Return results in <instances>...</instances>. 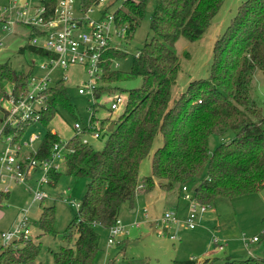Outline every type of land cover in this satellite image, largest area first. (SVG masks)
Here are the masks:
<instances>
[{
  "label": "trees",
  "instance_id": "obj_1",
  "mask_svg": "<svg viewBox=\"0 0 264 264\" xmlns=\"http://www.w3.org/2000/svg\"><path fill=\"white\" fill-rule=\"evenodd\" d=\"M96 1L83 0V5L87 7ZM223 1L155 0L150 16L152 36L133 56L126 77L123 72L111 69L113 59L126 53L114 48L103 53V73L95 98L104 93L114 94L117 87L112 84L127 77L139 78L140 85L126 90V104L116 119L101 121L100 127L105 121L113 125L99 137L105 136L101 149L82 144L78 136L67 139L66 147L71 151L63 154L65 173L84 176L88 182L77 213L64 230L62 238L66 245L52 253L53 264H96L100 252L98 228L111 226L118 219L121 204H132L139 191L149 192L156 185L166 192L181 191L183 185L195 182L204 168L206 175L193 191L201 204L210 205L218 197L233 198L264 189V113L249 95L255 71L260 70L264 76V0H244L238 5L213 43L208 76L190 81L182 93L172 96L179 70L174 43L180 36L188 41L198 40ZM42 2L44 16L51 17L57 0ZM146 2L124 0L113 12L115 26L123 28L127 38L139 26ZM24 50L49 55L30 44L20 49ZM29 75L30 70L17 72L8 63L1 64L0 99L8 95L6 84L11 86L14 98L25 93ZM44 94L45 107L37 113V122L47 127L59 106L73 114L61 80ZM1 111L0 103V114ZM83 131L88 132L89 128L84 126ZM22 133L18 132L16 139ZM228 133L232 136L209 151L211 136L223 137ZM158 134L162 136V144L151 156L150 174L140 181V163ZM58 141L59 136L47 129L31 156L48 157L51 146ZM59 175L50 172L49 184L54 186ZM7 197L8 193H0V205ZM42 202L39 236L54 234V206ZM39 251L40 243L30 238L16 240L0 247V264H36ZM169 264L197 262L189 258ZM221 264H264V258L226 257Z\"/></svg>",
  "mask_w": 264,
  "mask_h": 264
},
{
  "label": "rangeland",
  "instance_id": "obj_2",
  "mask_svg": "<svg viewBox=\"0 0 264 264\" xmlns=\"http://www.w3.org/2000/svg\"><path fill=\"white\" fill-rule=\"evenodd\" d=\"M0 0V65L8 63L15 71H29L33 77L41 78L46 70L39 69L44 62L38 54L28 50L20 51L27 44L31 45L35 36L32 28L24 25V17L19 13L28 12L33 14V5L37 0ZM124 0H103L102 9L106 7L107 13H113L120 8ZM244 0H224L215 16L212 18L208 28L196 41H188L180 36L173 45V51L178 59L179 70L176 74V84L172 96L182 93L187 84L195 79L208 76L212 61V47L214 41L224 31L230 19L236 13L238 5ZM155 7V0H147L143 17L139 26L135 29L131 38H127L124 30L120 35H114L111 44L126 55L114 58L111 69L121 71L126 77L130 69L133 56L142 48L144 42L152 36L150 30V16ZM74 10L78 8V0H74ZM3 21L10 22L8 28H3ZM39 39V38H38ZM42 39H39L41 42ZM83 69L80 66H70L65 71L55 69L51 72L49 86L61 80L66 89L69 102L73 108V114L64 107H58V113L50 121L47 127L39 122L29 124L21 135V140L36 135L33 143L23 147L21 153L27 155L34 153L43 141L47 129L56 133L62 140L72 136V125L78 121L83 127L87 126L90 118L94 125L100 127L101 121L106 118L114 120L122 112L123 107L117 110L110 109L112 95L120 94L126 96V90L140 85L139 78L127 77L112 84L117 87L114 94L104 93L94 100L89 95L79 94L77 88L84 78ZM101 84V83H100ZM7 94L11 86L6 84ZM250 98L261 108L264 113V76L260 70H256L250 85ZM126 104V103H125ZM102 134H106L109 122H102ZM228 133L223 137L211 136L208 148L212 151L215 146L231 137ZM89 144L95 150L102 148L105 136L93 139L85 135ZM162 136L154 137L150 152L145 156L139 167V179L150 174V161L154 150L161 146ZM0 143V151L3 148ZM60 175L55 183H45L41 190L47 194L48 199L43 200L44 205L53 204V227L55 233L40 235L39 214L40 201H32L31 194L37 188V179L41 177L40 168L31 170L26 175V182H7L8 197L0 205V232L13 227L22 215L26 217L29 238L34 243H40V251L36 264H53L52 253L59 250L60 246L66 245L62 238L64 230L76 215L77 209L70 202L80 203L87 186V178L65 173V166L60 162ZM206 175L205 168L198 174L196 181L188 184V191L193 192L197 183ZM141 189V188H140ZM176 192L160 191L152 189L149 192L139 191L136 193L132 204L124 202L121 204L118 220L123 224L131 222L139 223V227L130 228L125 237H121L114 244L108 245V231L106 228H98L99 248L96 264H169L173 260H186L190 256L195 258L197 264H221L226 257H245L247 255L264 258V189L259 192L242 195L233 198L218 197L200 214L199 224L191 229L185 224L164 223L155 224L164 211L173 212L181 221L179 214L186 213L182 209L186 200L181 196L178 213L174 211ZM66 200L67 202H63ZM182 200V201H181ZM184 211V212H183ZM173 234L175 239H170ZM253 236H259V241L249 243L248 248L243 245V240L248 241ZM218 239L223 244L219 250L212 243V238ZM1 243V239H0ZM2 245H0L1 247ZM249 250V252H248ZM208 259V260H206Z\"/></svg>",
  "mask_w": 264,
  "mask_h": 264
},
{
  "label": "built area",
  "instance_id": "obj_3",
  "mask_svg": "<svg viewBox=\"0 0 264 264\" xmlns=\"http://www.w3.org/2000/svg\"><path fill=\"white\" fill-rule=\"evenodd\" d=\"M44 0H37V4L33 5V14L22 11L20 16L24 17V24L29 25L38 34L37 38H33L31 45L39 47L49 55L41 56L43 61L39 65V69L46 70V74L41 78L33 77L30 73L27 80V90L16 98L8 93L6 98L0 99V143L4 146L0 151V193H8L9 181L20 183L26 182V175L29 171L40 168L42 175L37 179V188L31 194L32 201H42L48 199L47 194L40 188L43 184L49 183V173L58 172L60 162H63V154L71 151L66 147L67 140L59 138L50 149V155L43 159H36L34 153L23 155L21 150L23 147L30 146L36 138V135L28 137L22 141L21 136L16 139V135L20 131H24V126H28L33 122H37V113L45 107L44 92L53 87L49 86L50 74L55 69L65 71L70 66H80L83 69L84 78L80 82L77 92L86 94L94 100V92L101 83L103 73V53L114 48L111 44L114 35H120L123 28L115 26L113 13H107L106 7L102 9L101 2L97 0L95 3L85 7L83 0H78V8L74 10V0H57L51 17H45ZM3 28H8L10 22L3 21ZM42 39L39 42V39ZM1 46V43H0ZM115 49V48H114ZM138 52L136 53V56ZM60 81V80H59ZM110 103L111 110H117L124 107L126 96L120 94L112 95ZM89 131H83V126L75 121L72 125V136L80 137L82 144L89 143L85 135L90 138L98 139L102 134V128L93 124H87ZM64 163V162H63ZM143 187V184L138 186ZM182 197L186 200V213L180 221L173 212L165 211L155 220L156 225L164 223L179 224L182 222L187 227L193 229L199 224L200 214L205 212L209 205L199 203L193 195L188 191V187H181ZM63 202H67L63 200ZM69 204L78 209L79 204L70 202ZM139 227V223L131 222L128 224L121 223L118 219L109 227H107L108 238L107 244L112 245L116 240L125 237L129 233L130 228ZM264 233V228L262 229ZM118 237V239H115ZM1 245H9L16 240L26 241L29 239V230L27 220L24 215L13 225L12 228L0 232ZM170 239L174 240L173 234ZM258 240V236H253L248 241L243 240V245L248 248L249 243ZM212 243L219 250L223 249V244L218 239L212 238ZM192 259V258H190Z\"/></svg>",
  "mask_w": 264,
  "mask_h": 264
},
{
  "label": "crops",
  "instance_id": "obj_4",
  "mask_svg": "<svg viewBox=\"0 0 264 264\" xmlns=\"http://www.w3.org/2000/svg\"><path fill=\"white\" fill-rule=\"evenodd\" d=\"M23 1V0H22ZM21 1V2H22ZM23 3H24V1H23ZM154 190L155 189H158V190H160V191H162L161 189H159L158 187H157V185L156 186H154V188H153ZM171 192H174V194H175V192H176V200L174 201V205H173V209H174V211L175 212H177L178 213V211H179V206H180V198H181V196H182V193H181V191L179 190V189H177V190H173V191H171ZM182 201V200H181ZM182 209L186 212V207H185V205H184V203H183V205H182ZM183 211V212H184ZM165 212V211H164ZM179 214V213H178ZM181 217L183 216V215H185V213L184 214H179ZM0 245H1V243H0ZM190 258H192V259H195L194 257H192V256H190Z\"/></svg>",
  "mask_w": 264,
  "mask_h": 264
},
{
  "label": "water",
  "instance_id": "obj_5",
  "mask_svg": "<svg viewBox=\"0 0 264 264\" xmlns=\"http://www.w3.org/2000/svg\"><path fill=\"white\" fill-rule=\"evenodd\" d=\"M21 3H23V1H22ZM112 127H113V125H109V127H108L107 129H108V130H111Z\"/></svg>",
  "mask_w": 264,
  "mask_h": 264
}]
</instances>
